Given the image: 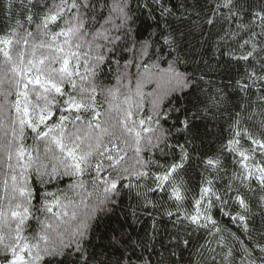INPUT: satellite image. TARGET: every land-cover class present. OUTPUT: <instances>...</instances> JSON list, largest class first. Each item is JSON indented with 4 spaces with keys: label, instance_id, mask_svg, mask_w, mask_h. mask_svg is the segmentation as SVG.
I'll return each mask as SVG.
<instances>
[{
    "label": "snow or ice",
    "instance_id": "6c2138e0",
    "mask_svg": "<svg viewBox=\"0 0 264 264\" xmlns=\"http://www.w3.org/2000/svg\"><path fill=\"white\" fill-rule=\"evenodd\" d=\"M130 3L21 0L28 13L25 20L35 24V31L17 20L15 28L0 35V201H6L0 204V264H154L153 253L155 264H179L182 250L192 243V232L200 229L216 240L221 264H236L237 254L240 264H264V0H206L204 25L236 24V30L222 28L218 36L221 42L235 44L223 54L243 62L235 86L245 102L237 105L240 111L231 117L220 149L196 156L191 147L197 138L194 119L214 118L228 97L224 88L201 87L203 75L178 71V56L171 62L165 59L166 50L173 57L180 48V38L170 26L138 48L134 40L129 47ZM155 3L162 16L174 15L163 0ZM193 30L203 35L200 23ZM123 51L132 52L146 70H158L147 113L143 86L152 74H138L134 91L129 89L119 103L118 89L96 83L102 66L118 65L115 57ZM145 57L153 61L151 66ZM161 60L168 64L166 69H160ZM127 75L125 71L121 78ZM253 89L258 92V111L249 98ZM191 90L197 93L195 102L188 101L191 108L177 103V97L185 98ZM99 95H104L103 101ZM173 113L172 126L164 128L161 121L166 123ZM173 130L183 135V143L171 142ZM154 151L166 158L164 163L145 156ZM194 160L202 168L195 190L189 176ZM33 174L41 187L63 177L75 178L71 187L84 188L90 182L98 193L96 203L80 214L66 193V204L52 192L45 191L41 198L32 186ZM220 180L223 188L217 186ZM125 189L134 192L137 208L150 217L151 230L136 237L116 230L105 244H95L97 216L110 212L109 205H116ZM69 206L74 209L71 229L62 227ZM214 209L242 231L244 239L229 232L238 253L226 248ZM131 215L134 223L141 222L135 209ZM211 242L206 241L209 248ZM216 255L210 256L212 264Z\"/></svg>",
    "mask_w": 264,
    "mask_h": 264
},
{
    "label": "trees",
    "instance_id": "16d2710c",
    "mask_svg": "<svg viewBox=\"0 0 264 264\" xmlns=\"http://www.w3.org/2000/svg\"><path fill=\"white\" fill-rule=\"evenodd\" d=\"M163 2L166 7L172 9L174 15L162 16L161 9L155 3V0H131L130 15L132 18L129 20L126 27V30H130L131 32V39L128 41V44L129 47H131L132 41L134 40L138 48L139 44L151 38L153 33L159 34L166 26H170L180 38V48L173 54V57H168L166 50L165 59L171 62L174 57L178 56L180 61L176 64L178 71L195 76L196 78L203 75L204 81H208L209 83L205 84L204 81H200L199 85L201 87L215 86L224 88V92L228 99L225 102L222 112L217 113L214 118L197 116L193 121V130L197 137L194 145L191 146L196 149L193 155L196 156L200 153L212 154L220 149L221 145L228 137L231 117L235 112L240 111L237 105L245 102V100L242 99L243 94L235 86L236 79H238L239 75L243 72V62L237 64L235 61L231 60L229 56L223 54L231 47H235V44L231 40L221 42L218 36V33L223 34L221 31L222 28L224 30H236V24L226 21L223 22L222 25L218 23L215 27L204 25L203 21L208 11L206 0H163ZM9 4L12 6L9 7ZM145 4L148 5L147 8L144 7ZM197 13H199V15H197ZM27 14L28 13L21 5V0H0V35L15 28L17 20L23 22L25 28L28 30L35 31V24L29 25L25 20ZM197 22L203 27V35H201L200 30H193L194 24ZM181 34L183 35L181 36ZM115 59L119 60V64L117 65L115 62H112L103 65V71L98 75L96 83L102 85L105 89H118L119 100L116 101V103H119L123 101L124 95L129 93V89L134 91L136 80L138 79L137 75L139 73L148 72L152 74V79L148 80L143 86V92L145 94L143 102L144 112L147 113L151 107L149 103V94L156 88L154 81L155 74L158 70L154 67H149V69L146 70L139 59L134 58L132 52L123 51L116 56ZM145 61H147L150 66L153 62L148 60L147 57H145ZM126 64L127 69H125ZM137 64H141V66L137 67ZM159 67L160 69H166L168 64L165 63L164 60H161L159 62ZM125 71L128 74L127 78H121ZM130 80L131 83H129ZM252 92L255 94H250L249 98L253 101L254 110L258 111V109H255V104L258 103L256 100L258 92L256 89H253ZM196 94L195 90H191L187 97H177V103L191 108L192 104L188 103V101L192 100L195 102ZM98 99L103 101L104 95H99ZM107 107L108 105L105 103L104 108ZM193 111H195V109H193ZM175 115L176 114L173 113L172 118L166 123L161 121L164 128L172 126ZM242 115H247V113H242ZM259 118L260 117L257 115L256 119L259 120ZM174 136L175 138L171 141L172 143H175L176 139H179L181 143L184 142L182 134H175L174 132ZM27 143L30 145L32 143L31 139H29ZM145 156L151 157L154 160H159L160 163H164L166 159L164 156L160 155L159 151L145 153ZM228 167L230 170L233 167L230 162L228 163ZM201 171L202 168H197V162L194 160L189 172L190 187L194 190L199 182ZM226 179L227 177H224V180ZM31 180L32 186L38 189L41 198H43V193L45 191L52 192L56 193L63 203L66 204L68 201L63 199V195L66 193L73 201V204L78 206L75 210L80 214L88 211L97 200L98 193L93 190L90 182L86 183L84 188L71 187L75 182V178L63 177L60 180H54L52 183L41 187L36 181L34 174ZM224 180L218 181L217 186L223 188ZM0 195H3L2 191H0ZM152 198L158 199L157 196H153ZM48 199L51 201V197ZM81 200H83L84 203H81ZM117 201L116 205H109L112 209L110 212L97 216L92 232V239L95 244H105L116 230H127L131 232L133 237L143 236L145 232L151 230V219L143 214L142 208H137L134 192L129 193L126 189L123 190V194L117 197ZM33 203L39 206L38 200H34ZM0 204H6V201H0ZM85 205L89 207L86 208ZM133 209L137 211V215L140 217V223L133 222V217L131 215ZM53 210L57 211L58 209L54 208ZM73 210V207L69 206L67 209L69 217L65 218L68 222L62 225V227L71 229L74 225V222L70 219ZM213 216L218 226L223 230L220 235L226 238V248L229 246L233 247L238 253L239 245H237L235 240L229 237V232L236 233L237 236L244 239L242 231L236 224L231 222L228 216L223 215L219 210L214 209ZM32 223L35 227V222L33 221ZM165 223L167 222L165 221ZM208 240L212 241L211 248L206 244ZM191 242V245L187 249L182 250V258L179 264H212L210 256L221 252V249L217 246L216 240L212 239L205 229L192 232ZM201 245H205V247L201 248ZM198 249L199 252L197 251ZM211 249H216V252L213 253ZM96 250L99 251L100 249L97 248ZM160 251L161 248L158 241L156 244V252L158 253ZM177 251L179 252L181 250L178 249ZM200 252H203V255H200ZM165 255H167V253ZM152 258L155 264L157 259L155 253H153ZM235 261L236 264H240L239 254L235 256ZM221 262L222 254L216 255V264H221Z\"/></svg>",
    "mask_w": 264,
    "mask_h": 264
},
{
    "label": "rangeland",
    "instance_id": "374dc122",
    "mask_svg": "<svg viewBox=\"0 0 264 264\" xmlns=\"http://www.w3.org/2000/svg\"><path fill=\"white\" fill-rule=\"evenodd\" d=\"M144 73H146V72H142V73H139V74H144ZM137 77L139 78L138 75H137ZM147 82H148V80H146L144 84H146Z\"/></svg>",
    "mask_w": 264,
    "mask_h": 264
}]
</instances>
